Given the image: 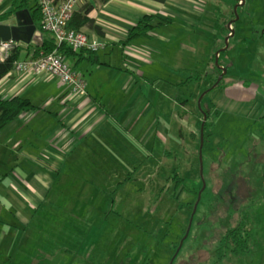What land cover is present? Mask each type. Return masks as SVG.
Instances as JSON below:
<instances>
[{
  "label": "rangeland",
  "instance_id": "rangeland-1",
  "mask_svg": "<svg viewBox=\"0 0 264 264\" xmlns=\"http://www.w3.org/2000/svg\"><path fill=\"white\" fill-rule=\"evenodd\" d=\"M198 3L204 7L198 29L157 28L152 30L156 37L135 38L150 41L161 50L146 64L140 61L138 70L150 72L153 76L149 80L158 87L161 82H167L168 87L187 86L181 90L167 87L166 92L172 98L167 107L173 117H179L188 103V117L182 124L185 136L189 134V153L181 143H172L174 150H170L168 139L164 145L149 140L141 145L135 169L120 175L119 181L124 183H115L111 177L116 175L112 174L114 168H108V206H76L70 224L62 214L46 217L39 233L37 220L42 214L36 213L26 231L28 237H23L30 257L35 258L42 248L58 247L56 256L66 258L59 260L60 264H68V259L71 264H169L183 240L171 264H264V0ZM235 5L233 35L219 53L226 67L220 82L227 85L225 90L206 94L198 107L200 95L213 87L219 74L212 71L211 57L225 45V35H229L226 21L233 19ZM218 12L223 15L224 20L219 18L223 24L217 19ZM196 73L197 79L191 76ZM203 110L210 116L203 123L201 179ZM139 168L146 171V178V173L137 174ZM78 174L53 176L59 186L65 176L82 180ZM174 178L181 182L175 191ZM61 192L59 197L68 196L69 191ZM199 192L190 228L182 239ZM90 209L93 215H89ZM243 219L249 230L245 251L235 254L221 249L225 230ZM16 258L10 264H15Z\"/></svg>",
  "mask_w": 264,
  "mask_h": 264
},
{
  "label": "crops",
  "instance_id": "crops-1",
  "mask_svg": "<svg viewBox=\"0 0 264 264\" xmlns=\"http://www.w3.org/2000/svg\"><path fill=\"white\" fill-rule=\"evenodd\" d=\"M11 9L9 0H0V13ZM203 10L198 0H79L72 15L85 16L99 32L86 23L78 30L101 42L102 47L95 52L80 49L62 56L84 80L86 94L72 95L56 77L37 79L31 73L8 72L0 79V98L23 97L35 107L0 130V264H10L14 256L15 264L65 261L56 256L58 247L48 251L42 248L35 258L29 256L23 237L33 216L42 214L37 220L39 233L44 230L46 217L62 214L70 224L76 206H108V168H114L112 174L116 175L111 177L115 183H124L119 177L135 169L142 144L156 140L164 145L168 139L170 150H174L172 143H181L189 153V134L185 136L182 124L188 117V103L183 105L185 111H179V117H173L167 107L172 101L170 95L167 97V82L158 87L149 80L153 76L150 72L138 70L161 50L150 41L134 38L126 43V39L131 27L145 15L157 14L170 21L152 30L198 29ZM152 30L146 36L156 37ZM40 34L42 40L50 36ZM164 34L173 38L170 33ZM33 53L31 47L21 53V59H33ZM222 85L216 90H225L227 84ZM183 87L187 86L178 88ZM168 88L178 89L175 84ZM73 173L84 178L77 181L65 176L61 185H56L53 175ZM145 173L137 170L139 175ZM62 190L69 191L67 197H59ZM111 201L112 205L114 198ZM92 213L90 209L89 215Z\"/></svg>",
  "mask_w": 264,
  "mask_h": 264
},
{
  "label": "trees",
  "instance_id": "trees-1",
  "mask_svg": "<svg viewBox=\"0 0 264 264\" xmlns=\"http://www.w3.org/2000/svg\"><path fill=\"white\" fill-rule=\"evenodd\" d=\"M152 1L163 3L166 0H152ZM9 5L12 9L5 13H0V21L8 19L9 17L13 16L14 12L18 10L27 9L30 13L31 19L35 24L36 29L42 34L47 33L41 28V23L39 22L41 18V13H40L38 0H9ZM232 13H233L232 17L233 19H235L236 14L234 9ZM219 18L224 20L223 15L218 12L217 19L219 22L223 24V22L219 20ZM233 19L226 21V25L227 23H230V21H232ZM169 22H170L169 19H163L157 14L145 15L141 17V19H139V21L135 25H133L131 29L128 31L126 43L134 38L146 36L153 28L158 27L160 25L168 24ZM85 23L91 26L92 28H94L97 32H99V29L96 26L92 25L91 20L89 21L85 16H81V15L79 16L78 14L72 15L71 19L68 21L67 27L69 29L76 31L81 25ZM236 23L237 22H232L230 24L231 30H234L233 27ZM225 29L228 28L225 27ZM231 30H229V34L231 33ZM227 36L228 34L225 35V37ZM31 47L34 48V53L31 56L33 59H36L41 54H49L52 52L59 54L61 57H63L62 56L63 54L73 52V50L69 46L63 43H57L51 34L49 37H43L41 44L37 46H32L30 44H23L20 42L15 43L8 58L4 61H0V79L11 71L12 64L15 61H20L22 56L21 53L22 52L26 53V51ZM91 52H95V51H91ZM214 56L215 54H213L211 57L212 60L211 66L213 69L212 71L218 72L220 74L221 70L215 65ZM21 60H25V58L24 59L22 58ZM218 65L226 69V67L219 60V56H218ZM219 74H217V76L215 77V80L213 82L214 83L213 87L205 91L203 98L201 99L200 102L201 106L204 96L206 94L208 95L214 92L216 89L222 88L223 81L221 82L219 81L217 84H215ZM197 75L198 73L192 76H194V78L197 79L198 78ZM224 78L225 77H223L222 80H224ZM34 108L35 107L32 105V103L28 99L23 97H12L9 99L0 98V130L4 128L8 123L19 117L21 114L34 110ZM202 113L206 114V118L210 116L207 110H203ZM203 128H206L205 124ZM174 179H176V185L174 188L175 191L177 187L181 184V182L179 178H174ZM245 224H246L245 220L243 219L241 220L240 224L237 223L234 227L225 230V232L223 233L220 239V244H221L220 248L228 249V251L235 254L238 252L245 251V249L247 248V242L249 240V230L245 229Z\"/></svg>",
  "mask_w": 264,
  "mask_h": 264
},
{
  "label": "built area",
  "instance_id": "built-area-1",
  "mask_svg": "<svg viewBox=\"0 0 264 264\" xmlns=\"http://www.w3.org/2000/svg\"><path fill=\"white\" fill-rule=\"evenodd\" d=\"M78 1L38 0L41 28L51 34L57 43H63L73 51L80 49L95 51L102 47L101 42L90 39L81 30L75 31L67 27ZM14 45L13 41H0V61L8 58ZM10 72L31 73L37 79L56 77L67 86L72 95L84 96L86 94L82 77L55 52L41 54L36 59L15 61Z\"/></svg>",
  "mask_w": 264,
  "mask_h": 264
},
{
  "label": "water",
  "instance_id": "water-1",
  "mask_svg": "<svg viewBox=\"0 0 264 264\" xmlns=\"http://www.w3.org/2000/svg\"><path fill=\"white\" fill-rule=\"evenodd\" d=\"M235 7H236V5L234 6V11H236ZM235 14H236V12H235ZM236 17L237 16H235V19H233L232 21H230V23H228L229 30H231L230 24L236 20ZM232 35H233V30H231V33L227 37H225L224 47L215 52L214 62H215V65L221 70V73L218 75L215 84H217L223 78V75L226 72L225 68L218 65V56H219L220 50H224L227 47L228 38H229V36H232ZM0 41H13L15 43L21 42L24 44L37 45L39 43V41H42V38H41L40 32L38 30H36V27L34 25L33 20L30 17L28 10L24 9V10L16 11L14 13L13 17L0 21ZM203 95H204V93H202L198 99V102H197L198 107H199L200 100L203 97ZM202 116H203V121H202V125L200 127V149H199V162H200V177H201V179H202V167H201L202 160H201L200 150H201L202 143H203L202 131H203V123L206 119V114L202 113ZM203 189H204V183L202 181V188H201L200 192ZM200 192L197 195V201L194 205L193 212L190 216L189 223H188V226L186 228V232H185L182 239H184L187 236V233H188V230L190 228L191 221H192V217H193V214H194L195 209H196V204L200 198ZM182 241L183 240L180 241L178 248L176 249L175 255L178 252V250L180 249ZM175 255H174V257H175ZM174 257L171 259L169 264L172 263Z\"/></svg>",
  "mask_w": 264,
  "mask_h": 264
},
{
  "label": "flooded vegetation",
  "instance_id": "flooded-vegetation-1",
  "mask_svg": "<svg viewBox=\"0 0 264 264\" xmlns=\"http://www.w3.org/2000/svg\"><path fill=\"white\" fill-rule=\"evenodd\" d=\"M176 256V255H175Z\"/></svg>",
  "mask_w": 264,
  "mask_h": 264
}]
</instances>
